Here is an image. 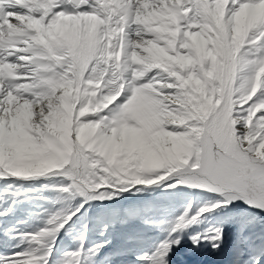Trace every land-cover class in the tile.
Segmentation results:
<instances>
[{
  "label": "snow or ice",
  "instance_id": "1",
  "mask_svg": "<svg viewBox=\"0 0 264 264\" xmlns=\"http://www.w3.org/2000/svg\"><path fill=\"white\" fill-rule=\"evenodd\" d=\"M92 206L139 249L89 243ZM228 227L264 264V0H0V264H172Z\"/></svg>",
  "mask_w": 264,
  "mask_h": 264
},
{
  "label": "rangeland",
  "instance_id": "2",
  "mask_svg": "<svg viewBox=\"0 0 264 264\" xmlns=\"http://www.w3.org/2000/svg\"><path fill=\"white\" fill-rule=\"evenodd\" d=\"M171 195L173 194H162L159 190L156 192V197H167ZM175 195L178 201L183 200V202H186V197L190 194L187 192V190H184V192ZM142 199H153V197L146 196L142 198L125 194V196L122 197L120 200L110 202L108 204V207L120 209L121 215H123L124 209L134 207L135 205L139 204ZM24 207H28V205H25ZM101 214V208L97 206H92V210L90 213H88L87 217L82 216L81 220L77 223V229H80L82 227L83 222L85 221L90 224L91 232L89 235V243L111 238L114 246L118 244L121 240H126L129 235L134 233V230L143 228V225H141L139 221H132L128 225H117L116 229L110 230L107 236L102 237L99 234L102 230V224L110 223V218L104 217L102 219H98V217H101ZM20 218H24L23 213L20 214ZM35 224V220H30L31 226H35ZM226 232L228 233V239L226 244H228L232 241V233L234 232V228L228 227L226 228ZM0 239H2V237H0ZM59 243L60 245L58 249L60 250L73 247L72 239L66 235H63V238L61 239V242L59 241ZM110 248H112V246H110ZM223 255L224 257L226 255L225 248L220 253L212 252L210 248H201L197 250L193 249L191 243L186 240L185 243L179 249H176L174 251V255L171 257V260L172 264H187V262L189 260H192V258L199 259L202 264H221Z\"/></svg>",
  "mask_w": 264,
  "mask_h": 264
},
{
  "label": "bare ground",
  "instance_id": "3",
  "mask_svg": "<svg viewBox=\"0 0 264 264\" xmlns=\"http://www.w3.org/2000/svg\"><path fill=\"white\" fill-rule=\"evenodd\" d=\"M241 207H243V205H241ZM231 243H232V241L226 247V256L224 257L222 264H232V257L230 255V251H229ZM116 247H125L128 249L138 250L140 246L136 243H127L126 240H121ZM111 250L112 249H110L108 251H111ZM114 264H136L135 256L132 254H129L127 256L120 257L119 259L114 261ZM189 264H202V262L198 259L192 258V260L189 262Z\"/></svg>",
  "mask_w": 264,
  "mask_h": 264
}]
</instances>
